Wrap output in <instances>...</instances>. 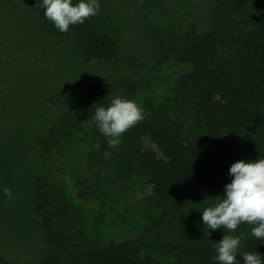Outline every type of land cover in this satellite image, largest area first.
Here are the masks:
<instances>
[{"label": "trees", "instance_id": "obj_1", "mask_svg": "<svg viewBox=\"0 0 264 264\" xmlns=\"http://www.w3.org/2000/svg\"><path fill=\"white\" fill-rule=\"evenodd\" d=\"M36 2L32 0L31 10L37 26L59 46L85 63L119 61L116 38L93 29L91 17L61 33L44 9L35 8ZM163 55V61L185 67L175 95L205 125V137L189 129L169 106L146 99L138 104L145 119L121 136L118 147L110 148L94 124L81 126L96 107H107L112 99L106 84L94 82L79 87L44 141L45 154H51L82 136L95 149L88 157L91 167H112L122 181L136 175L148 178L158 209L153 225L138 237L101 244L80 229L82 208L66 189L40 175L35 179V209L48 252L34 264H219L213 243L221 240L214 236L162 238L157 231L195 211L208 193L223 196L234 163L264 159V0H218L212 28L200 31L194 26L170 37ZM4 175L0 158V211ZM254 251L264 264V239L241 244L239 264H244L240 253ZM0 264H12L1 250Z\"/></svg>", "mask_w": 264, "mask_h": 264}, {"label": "rangeland", "instance_id": "obj_2", "mask_svg": "<svg viewBox=\"0 0 264 264\" xmlns=\"http://www.w3.org/2000/svg\"><path fill=\"white\" fill-rule=\"evenodd\" d=\"M87 2V0H85ZM73 5L79 0H72ZM92 16L96 31L111 33L121 48L117 63H85L61 47L35 22L32 0H0V158L4 164L0 250L12 264H34L48 252L41 219L35 209V179L45 175L66 189L83 211L79 227L101 244L138 237L158 215L150 180L136 175L122 181L112 167H91L95 151L91 141L79 136L45 154L50 128L65 114L80 86L102 82L111 98L140 102L151 99L169 106L195 134L205 137V125L175 95L185 67L163 61L166 43L192 27L212 28L218 0H98ZM82 191L87 196L81 198ZM208 193L195 211L159 228L162 238L179 239L187 233H208L257 239L256 225L242 223L234 232L207 229L204 208L212 206ZM206 198H209L205 201ZM205 201V202H204ZM264 239V238H261Z\"/></svg>", "mask_w": 264, "mask_h": 264}, {"label": "clouds", "instance_id": "obj_3", "mask_svg": "<svg viewBox=\"0 0 264 264\" xmlns=\"http://www.w3.org/2000/svg\"><path fill=\"white\" fill-rule=\"evenodd\" d=\"M35 8L44 9V16L61 33H67L70 25L83 24L86 19L97 15L100 4L98 0H79L76 5L72 0H37ZM144 119L143 107L116 96L107 107H96L91 120L84 121L81 126L88 128L94 124L107 138L108 146L116 148L122 143L121 136ZM229 175L232 180L225 185L224 195L212 198L213 205L202 211L203 224L207 229L223 228L228 232H234L242 223L256 225L251 229V235L264 238V159L240 160L230 167ZM3 192L8 199L12 198L9 188H4ZM240 245V236L224 235L219 243H213L215 260L219 264H239ZM240 255L244 264H262L261 256L255 251Z\"/></svg>", "mask_w": 264, "mask_h": 264}]
</instances>
